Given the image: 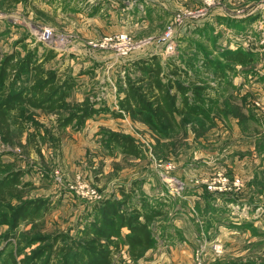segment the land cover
Instances as JSON below:
<instances>
[{
  "label": "rangeland",
  "instance_id": "obj_1",
  "mask_svg": "<svg viewBox=\"0 0 264 264\" xmlns=\"http://www.w3.org/2000/svg\"><path fill=\"white\" fill-rule=\"evenodd\" d=\"M7 1L0 0V17L11 18L5 10L15 7ZM40 2L36 0L35 4L40 6ZM172 4V15L154 17V33L140 28L86 36L76 25L58 26L59 18L49 22L30 18L23 9L13 14L17 24L11 29L5 30L7 22L0 21V55L15 46L24 52V46L37 41L45 45L38 40L44 30L64 38L57 51L61 55L46 67L64 65L73 75L89 69V74L75 82L69 97L72 104L83 102L87 96L98 101L107 87L121 93L120 77L136 75L128 70V63L157 56L166 73L177 67L200 83L206 81L207 93L223 111L214 112L211 107L213 126L203 121L188 122L171 138L154 133L140 119L113 114H96L80 131L67 127L59 149L53 140L35 145L30 131L17 134L12 144L3 142L0 135L1 165H12L13 170L21 172L18 186L22 199L12 197L9 202L13 206L33 199L50 203L44 218L23 223L22 232L52 236L70 231L75 236L85 203L116 193L120 187H133L137 189L136 198L144 197L163 210L165 214L155 220V227L163 223L158 236L171 233V237H164L166 243L136 261L122 253L117 258L119 263L264 264V0H174ZM184 12L192 15L185 16L183 23H175L174 16ZM171 24L174 47L166 51L157 40L165 36ZM122 33L133 46L146 40L148 44L123 56L111 45L100 47L116 44V37ZM77 47H82L83 60L105 61L106 65L77 66L72 61L73 53L68 54ZM239 48L251 52L250 63L233 64L223 58L226 50ZM209 59L230 67L227 79L219 82V72L212 65L206 70L203 64ZM107 78L113 82L107 85ZM53 118L43 112L35 114L44 135L52 131ZM114 134L133 138L140 157L107 144ZM3 166L0 179L7 176L1 173ZM91 189H96L99 197L85 196ZM8 231L6 219L0 216V253L6 255L15 251L18 243L16 237L5 238ZM215 245L221 247L220 252Z\"/></svg>",
  "mask_w": 264,
  "mask_h": 264
},
{
  "label": "trees",
  "instance_id": "obj_2",
  "mask_svg": "<svg viewBox=\"0 0 264 264\" xmlns=\"http://www.w3.org/2000/svg\"><path fill=\"white\" fill-rule=\"evenodd\" d=\"M250 53L242 48L226 50L223 58L233 64L246 65L252 61ZM40 54L37 45L24 46V52L15 48L0 55V135L3 142L12 144L17 134L30 131L35 145L40 147V142L53 140L59 149L67 127L80 131L103 109L96 108L98 102L89 96L81 103L72 104L69 97L76 81L70 70L60 72L58 68L46 67L56 56L53 49L47 48ZM131 65L136 75L134 78L130 74L120 77L119 89L123 96L118 104L121 112L113 115L140 119L154 133L166 138H171L188 122L215 124L211 119V107L214 112L222 110L218 109L216 99L207 93L206 81L202 84L177 67L166 73L157 56L138 59ZM203 65L208 71L207 66L212 65L219 72L216 74L219 82L227 79L226 70L230 67L221 61L209 59ZM37 112L54 117L50 120L53 126L50 133H41L40 122L35 119ZM111 137L107 144L140 157V149L133 138L118 134ZM1 173H7L0 179V216L9 226L5 238L18 239L15 251L7 255L0 253V261L4 264H121L117 258L123 256V247H128V256L136 261L155 246L151 224L165 213L144 197L136 198L133 187H120V198L113 192L94 203H85L84 217L78 221L75 236L70 231L52 236L22 232L23 223H36L44 218L50 203L33 199L22 201L18 206L11 205L10 198L22 199L18 186L21 172L6 165Z\"/></svg>",
  "mask_w": 264,
  "mask_h": 264
},
{
  "label": "crops",
  "instance_id": "obj_3",
  "mask_svg": "<svg viewBox=\"0 0 264 264\" xmlns=\"http://www.w3.org/2000/svg\"><path fill=\"white\" fill-rule=\"evenodd\" d=\"M173 1L174 0H41L40 6H37L35 4L36 0L35 1L27 0L25 2L24 1H18V2L7 1L10 3L9 5L15 8L12 10L11 9L5 10L8 12V14H12V15H8V16H11V18L1 16L0 21L5 20L7 22V24L5 23L6 24L5 30L11 29L12 25L15 26V24H17L13 20L15 16V15L13 16V14H15V12H18V10L23 9L30 15L29 16L30 18L36 17L38 20H42L44 22H49V19L51 18H54V19L59 18L58 24H57L58 26L60 24H65L68 27H73V25H76V27H78L77 30H79V33H81L82 35H86V36L87 34H95V33L97 34L98 33H111V32L127 33V32H132L133 30H136V29L138 30L140 28H143V30L148 28V30H145L144 32L154 33L155 31L151 29L152 26L156 25V21H155L156 19H154V17L156 16V18L161 19L163 18V16L169 17L170 15H172L174 11V5L172 4ZM39 16H41V18H38ZM70 18H75L78 22L76 23L74 20ZM60 20H63V21H60ZM53 25H55V23ZM79 26H81L82 28L80 29ZM37 45H39V50L41 54L47 48H50L48 46L43 45L42 43L38 41L37 43H34V44L32 43L27 46L28 48H31ZM41 45L43 46V50L41 49L42 47ZM15 48L18 49L17 46L12 47V49H15ZM76 49L78 50H75V52L70 51L68 54L73 53L74 56H73L72 61L73 63H76L77 66L78 65L82 66L84 64H86V66H90V65L93 66L95 63L101 62L99 60L92 61L91 59L83 60V58H81L80 56L81 55L80 51L82 50V47H77ZM53 50L55 51L56 53L55 55L57 56L59 54L57 53L58 50H55V49ZM74 59L76 60V62ZM134 61H131V62L128 61L130 70L132 66L131 63ZM103 62L99 64H101L102 66H105L106 62L105 61ZM62 67L63 68L57 67L60 70V72L67 69L66 67L64 68V65H62ZM88 70L89 69H85L84 70L85 72L83 71L80 74H74V75L72 73L71 74L75 78V81L78 82L81 77L85 76L86 74H89ZM113 79L107 78V80H104V83L107 82V85H108L109 81L113 82ZM112 86L113 85L111 84V87ZM105 91L97 99L99 102L97 101L98 104L96 108L103 109V111L99 115H103V114L109 115V114L121 112L118 103H119L120 96H123V94L117 93L115 90L111 91L109 87H107ZM114 92H116L117 94ZM108 102L109 103L111 102V104H109ZM102 104H104L105 106ZM134 190H135V193H137V189L134 188ZM116 193H118L117 197L120 198L121 196L119 194V190ZM155 208L159 209L157 206H155ZM155 224L157 223H152L151 225H152V229L154 231V236L156 239L154 248H158L160 245L162 246L163 243H166L164 237L169 239L171 237V233H168V234L166 233L165 236L164 234L162 236L160 235L158 236L159 232H163V223L159 224V225H162L161 226L162 231L159 228V225L155 227ZM76 225L78 228L77 223ZM77 228H76V231H77ZM124 232H127V230H124ZM160 241H161V244H160ZM122 249L123 250L121 251V253H129L127 246L123 247ZM150 250H148L146 253H148Z\"/></svg>",
  "mask_w": 264,
  "mask_h": 264
},
{
  "label": "built area",
  "instance_id": "obj_4",
  "mask_svg": "<svg viewBox=\"0 0 264 264\" xmlns=\"http://www.w3.org/2000/svg\"><path fill=\"white\" fill-rule=\"evenodd\" d=\"M191 15L192 13H189V12L177 14L176 16H174V22L183 23L184 17L191 16ZM173 38H174V24H171L168 27L165 33V36L160 37L157 41L158 43L165 45V50L168 51V50L173 49L174 47ZM38 40L43 42L45 45H47L51 49H55V50L60 49L64 42L63 37H58L54 35L50 30H44L41 34H39ZM116 42H117L116 44L104 43L100 47L104 48V47H108L109 45H111L113 48H116L118 50L119 55L123 56V55H127L132 49H139L148 44V40H146L142 45L133 46L131 43V39L126 34H123V33L116 37ZM85 196L99 197V193L96 189H91V190L85 191ZM215 250L216 252H220L221 247L219 245H215Z\"/></svg>",
  "mask_w": 264,
  "mask_h": 264
}]
</instances>
